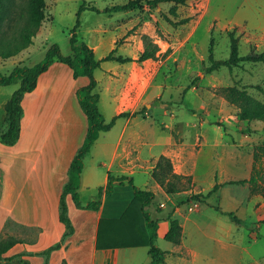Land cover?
<instances>
[{
  "label": "rangeland",
  "instance_id": "rangeland-1",
  "mask_svg": "<svg viewBox=\"0 0 264 264\" xmlns=\"http://www.w3.org/2000/svg\"><path fill=\"white\" fill-rule=\"evenodd\" d=\"M128 1L45 0L52 21L42 24L27 50L8 60L0 58V73L7 75L16 66L37 64L53 44L63 55H69V31L82 2L98 9V12L83 11L76 31L79 40L101 49L95 54L96 58L108 53L112 44L117 49L114 55L131 59H137L151 44L156 45L158 50L154 57L144 62L102 63L94 73L99 88L104 91V70L129 72L126 87L132 101L141 103L137 112L146 115V121L158 134L172 140L167 151L181 153L185 171H191L194 156L218 153V158L228 166L229 179L243 176V171L231 168L229 159L233 158L240 159L243 165L251 160L252 173L258 178L254 186L231 185L222 189L233 198V206H229L232 209L226 207L225 200L214 197L217 193L206 201L201 196L196 199L199 193L191 192L189 179L179 182L168 176L162 183L163 190L150 188L154 199L146 210L152 219L169 221L176 218L182 226L184 246L194 252L192 256L184 247L178 248L172 254L170 264H264V125L259 120H242L239 108L229 103L222 91L232 87L246 89L252 98L264 104V65L241 63L231 69L203 73V63L209 64L207 56L211 39L214 59L229 56L228 32L233 31L237 38L239 56L246 55L252 47L256 53L264 50V0L261 3L259 0H211L204 18V11L191 0L186 5L160 3L152 9L141 1L139 6L127 11L104 12L106 8L124 5ZM185 18L189 19L188 22L172 25ZM56 74L62 87H68L70 80L65 70ZM17 88L18 83L0 86V132L6 124V102ZM216 142H219L218 149ZM0 146L4 145L0 143ZM254 153L258 155L256 161L253 160ZM167 157L169 161L172 159L173 170L178 169L180 163L176 157ZM220 177L219 171L218 180ZM142 181L137 178L135 185L144 189ZM208 184L209 177L199 183L203 189ZM173 187L181 188L180 192L169 193L168 188ZM124 191L126 193H122L120 199L131 201L130 187L126 186ZM31 204L6 201L3 206L13 208L15 216L24 218L31 212ZM225 208L228 211H224ZM228 213H232L237 222L232 221ZM163 231L164 228L160 227L156 244L161 250L170 252L175 246L163 239ZM38 232L37 228L7 221L2 236L34 243ZM135 251L130 262L144 264L146 250L138 248ZM20 261L22 259L17 257L0 264H21Z\"/></svg>",
  "mask_w": 264,
  "mask_h": 264
},
{
  "label": "crops",
  "instance_id": "crops-1",
  "mask_svg": "<svg viewBox=\"0 0 264 264\" xmlns=\"http://www.w3.org/2000/svg\"><path fill=\"white\" fill-rule=\"evenodd\" d=\"M191 1L198 9L204 11L202 15L204 18L211 0ZM259 2L261 3V0ZM88 46L93 49L94 54L101 50ZM114 48L116 46L112 44L108 53ZM59 70H65L68 74L70 80L68 87H62L60 84L59 76L56 74ZM103 73L106 76L104 91L99 88L96 79L99 111L105 122H109L121 113L125 116L117 118L109 131L99 132L97 139L86 153L79 179L80 203L84 205L94 200L98 189L106 186L108 175L113 178L127 177L134 185L137 178L143 179L141 183L144 189L135 185L140 190L150 191V188L155 187L163 190L162 186L152 178V172L160 156L166 158L175 156L180 164L175 171L172 167V172L182 177L179 182L189 179L191 192L199 194L208 193L215 184H219L217 191L220 189L221 191H216L212 195L217 193L214 197H219L221 201L225 200L226 207L232 209L229 206H233V198L222 192V189L225 186L238 185L226 184L228 181L249 179L252 174V161H247V165H243L240 159H229L231 168L243 171V176L236 179L228 178L230 171L218 158V153L206 156L201 153L199 156H194L191 171H185L181 153L167 151L172 140L158 134L146 121V115L137 112L141 103L132 101L130 90L126 87L130 73L117 72L110 68ZM88 82L87 77L73 79L72 71L66 65L55 62L38 77L35 89L24 94L21 100L23 115L20 120L19 139L14 145L0 146V207L3 208V212L0 213V237L5 232L7 221L28 228H37L39 232L34 243L15 244L4 254V257L20 254V258L26 260L28 264H43L45 257L40 253L59 242L63 236L65 229L58 219L59 198L68 180L70 162L82 145L87 130V120L77 103L75 92ZM215 145L218 149L219 142ZM219 171L221 180H218ZM206 177H209V184L203 189L199 183ZM126 186L130 187L127 183L123 185L114 183L112 193L102 196L98 211L76 208L71 196L67 195L65 197L67 215L74 231L64 239L58 250L50 253L47 264H135L130 261L138 248L146 250L147 258L144 264H148L150 257L147 247L109 249L96 247L99 221L118 218L129 204L130 200L120 199L121 194L126 193L124 191ZM180 189L177 187L176 192L173 193L180 192ZM117 195L118 199L115 200ZM212 195L203 200H209ZM6 201H24L32 203L33 206L26 217L18 218L13 214V208H4L3 203ZM226 210L227 208L224 211ZM157 223V239L160 227L164 228L162 233L164 239L169 229V221L162 220ZM180 243L181 245H174V249L166 252L165 263H172V254L181 247L185 248L188 255L194 256L192 248L184 246L182 238Z\"/></svg>",
  "mask_w": 264,
  "mask_h": 264
},
{
  "label": "trees",
  "instance_id": "trees-1",
  "mask_svg": "<svg viewBox=\"0 0 264 264\" xmlns=\"http://www.w3.org/2000/svg\"><path fill=\"white\" fill-rule=\"evenodd\" d=\"M141 1H145L147 6L152 9L160 3H174L176 5H186L189 0H130L124 5H114L104 9V12H123L136 8ZM45 0H0V58L8 60L27 50L33 44V39L37 35L39 28L44 22L52 21V14L47 11ZM85 10L98 12L95 7H87L84 2L79 6L76 12V20L69 31L70 54L63 55L56 44L51 45L45 52L43 59L37 64L26 67L16 66L7 75L0 73V86H8L18 83V88L12 92L5 105L6 124L0 132V143L6 146L14 145L19 139L20 120L23 115L21 100L26 93L32 92L37 83L38 77L47 71L55 62L66 65L72 71V78L87 77L88 84L76 90L75 95L77 103L86 117L87 130L82 145L72 158L68 169V180L62 188L59 204L58 219L64 226V233L61 240L40 254L45 257L44 263L47 264V258L52 251L58 250L64 239L73 234V226L67 215V206L65 197L71 196V199L78 209L98 211L103 195H110L113 191L114 183L123 185L127 183L132 189V200L129 202L123 213L116 219H101L98 225L96 247L98 249L109 248H133L147 247L150 262L148 264H161L164 262L166 252L157 246L158 223L152 219L149 212L145 210L154 199L151 191L140 190L135 186L131 179L127 177L113 178L108 175V181L105 187L99 188L94 200L81 204L78 194L79 179L83 168V159L89 151L99 132L109 131L117 118L124 117L123 113L113 117L109 122L105 119L98 108L99 93L97 91V81L94 73L103 62L115 61L118 63L144 62L154 57L158 50L156 45H150V48H144L137 59L133 60L127 57L115 56L116 48L112 49L105 57L97 59L94 51L85 42L78 39L76 31L80 26V15ZM188 18L182 19L174 26L188 22ZM229 38V56L226 59L216 60L213 57V40H210L207 63H203V73L211 74L220 68L231 69L238 67L241 63H261L264 65V50L260 53L254 52L253 47L243 56L238 54L237 38L234 32H228ZM189 87H187L188 89ZM225 99L239 108V117L242 120H259L264 125V104L252 98L246 89L225 88L222 90ZM262 150V148L258 147ZM258 155L254 153L253 160L256 161ZM168 176L175 181H180L181 176L172 172V166L168 158L160 156L152 172V178L162 186L164 179ZM258 178L252 173L247 180L228 181L226 184H238L254 186ZM215 184L206 194L196 195V199L201 196L203 199L209 197L219 188ZM169 193L176 192V188H168ZM232 221L237 219L232 213L227 214ZM182 227L176 218L169 220V229L164 236V240L179 245L181 242ZM22 243L9 236L0 237V262L10 261L21 255L4 257V254L15 244ZM21 264H28L26 260L20 261Z\"/></svg>",
  "mask_w": 264,
  "mask_h": 264
}]
</instances>
